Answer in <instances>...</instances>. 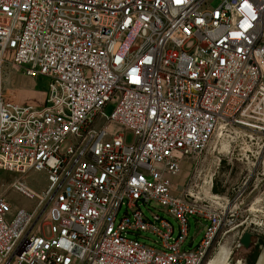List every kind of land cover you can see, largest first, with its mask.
<instances>
[{
  "label": "built area",
  "instance_id": "2783aa9c",
  "mask_svg": "<svg viewBox=\"0 0 264 264\" xmlns=\"http://www.w3.org/2000/svg\"><path fill=\"white\" fill-rule=\"evenodd\" d=\"M6 66L50 79L44 105L7 97ZM241 130L264 135V0H0V172L38 200L13 216L0 195V264H204L230 203L173 185Z\"/></svg>",
  "mask_w": 264,
  "mask_h": 264
},
{
  "label": "rangeland",
  "instance_id": "374dc122",
  "mask_svg": "<svg viewBox=\"0 0 264 264\" xmlns=\"http://www.w3.org/2000/svg\"><path fill=\"white\" fill-rule=\"evenodd\" d=\"M213 6H217L216 1ZM4 72V90L11 101L44 105L50 85L49 78L29 77L24 69L18 71L11 66H6ZM107 112L111 113L112 107ZM238 132L237 138L232 135L234 138L231 139L228 154L221 153L222 143L227 137L220 136L214 139L202 161L186 160L173 185L177 197H182L186 190L194 188L195 195L201 191L211 193L210 196H220L230 203V219L235 221L237 229L224 239L219 238L216 251L207 257L204 264H210L222 247L233 253L230 264H264V135L246 130ZM19 177V174L0 172V195L10 202L13 216L21 210L34 211L38 201L26 198L12 187ZM25 179L37 194H41L48 186L47 176L43 172L31 171ZM47 208L48 202H45L34 216L30 225L31 233H36L39 225H45ZM142 209L152 220L151 211L155 210L145 206ZM168 220L174 226V237L177 238L179 224L171 217ZM190 222V241L196 238L195 244L198 245L204 237V229L196 224L195 219L192 218ZM245 230L253 234L254 247L248 251L236 247ZM141 241L156 248L162 244L161 239L151 233H144Z\"/></svg>",
  "mask_w": 264,
  "mask_h": 264
},
{
  "label": "bare ground",
  "instance_id": "6f19581e",
  "mask_svg": "<svg viewBox=\"0 0 264 264\" xmlns=\"http://www.w3.org/2000/svg\"><path fill=\"white\" fill-rule=\"evenodd\" d=\"M230 148H231V138H226L222 143L221 153L228 154L229 153L228 151L231 150ZM232 254L233 253H231L228 249L222 247L210 264H230V259L232 257Z\"/></svg>",
  "mask_w": 264,
  "mask_h": 264
},
{
  "label": "water",
  "instance_id": "95a60500",
  "mask_svg": "<svg viewBox=\"0 0 264 264\" xmlns=\"http://www.w3.org/2000/svg\"><path fill=\"white\" fill-rule=\"evenodd\" d=\"M253 247V234L247 230L239 241L237 248H243L245 251H248Z\"/></svg>",
  "mask_w": 264,
  "mask_h": 264
}]
</instances>
